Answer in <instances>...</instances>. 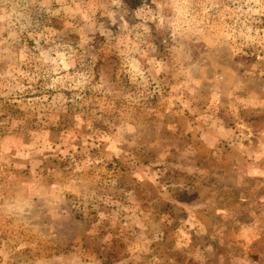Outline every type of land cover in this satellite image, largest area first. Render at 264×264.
Listing matches in <instances>:
<instances>
[{"label": "rangeland", "instance_id": "rangeland-1", "mask_svg": "<svg viewBox=\"0 0 264 264\" xmlns=\"http://www.w3.org/2000/svg\"><path fill=\"white\" fill-rule=\"evenodd\" d=\"M0 264H264V0H0Z\"/></svg>", "mask_w": 264, "mask_h": 264}]
</instances>
